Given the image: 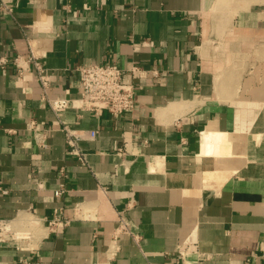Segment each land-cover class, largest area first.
I'll use <instances>...</instances> for the list:
<instances>
[{
	"label": "crops",
	"instance_id": "1",
	"mask_svg": "<svg viewBox=\"0 0 264 264\" xmlns=\"http://www.w3.org/2000/svg\"><path fill=\"white\" fill-rule=\"evenodd\" d=\"M2 2L0 220L41 223L0 264H264V0ZM109 62L146 71L134 110L58 121L43 94L75 99L77 67ZM62 125L97 131L85 161Z\"/></svg>",
	"mask_w": 264,
	"mask_h": 264
},
{
	"label": "built area",
	"instance_id": "2",
	"mask_svg": "<svg viewBox=\"0 0 264 264\" xmlns=\"http://www.w3.org/2000/svg\"><path fill=\"white\" fill-rule=\"evenodd\" d=\"M3 1V0H2ZM0 1V10L9 11L10 7ZM31 58H33L31 56ZM29 60V59H28ZM19 57H15L14 62L23 72L25 66ZM2 58L0 64L4 63ZM33 64L37 70L39 78H41V65L33 58ZM79 75V83L81 87L79 97L70 99L66 97H48L43 94V99L46 105L51 109L52 113L58 121H62L63 112L68 109H80L90 111L94 114H99L102 111H107L112 116L131 113L136 104L137 89L134 81V76L139 79L145 76V70L139 66H132L125 70L119 67L116 63H89L77 67ZM142 82V81H141ZM139 85L140 82H139ZM46 124L42 121L30 120L26 124L27 130L31 131L35 143L40 147L46 146ZM69 153L76 155L80 160L85 161L83 153L78 151L76 142L79 139L93 138L96 135V130H72L67 125H62ZM64 191L63 184H60L59 189L55 190L56 195H60ZM34 217V216H32ZM37 219V224L29 223V225H21L16 228L11 223L5 220H0V241L10 240L18 244V241L28 243L33 237V228L41 223L40 218ZM67 221H62L60 217L53 216L46 219L45 225L51 232H56L60 226L66 224ZM119 227L122 230H128L126 222L120 219ZM18 246V245H17ZM19 247V246H18Z\"/></svg>",
	"mask_w": 264,
	"mask_h": 264
},
{
	"label": "bare ground",
	"instance_id": "3",
	"mask_svg": "<svg viewBox=\"0 0 264 264\" xmlns=\"http://www.w3.org/2000/svg\"><path fill=\"white\" fill-rule=\"evenodd\" d=\"M205 135V134H204ZM220 137V135H219ZM209 142V141H208ZM29 221V223H36L37 224V219L33 218L32 216L30 218L27 219V222ZM29 225V224H28Z\"/></svg>",
	"mask_w": 264,
	"mask_h": 264
}]
</instances>
